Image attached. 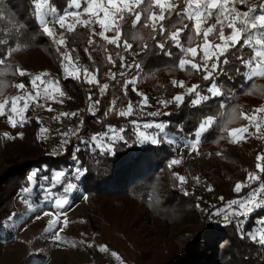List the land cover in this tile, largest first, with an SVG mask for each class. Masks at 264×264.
Here are the masks:
<instances>
[{
  "label": "trees",
  "instance_id": "16d2710c",
  "mask_svg": "<svg viewBox=\"0 0 264 264\" xmlns=\"http://www.w3.org/2000/svg\"><path fill=\"white\" fill-rule=\"evenodd\" d=\"M68 2L69 0H50L51 6L60 10V14L66 10V3ZM179 10H182L180 5ZM0 14L4 16V19H0V39H9V30L14 26L19 27L20 24H23L25 28L16 36V44L11 45L14 48L19 45L15 51L19 49L39 50L48 56L47 59L61 65V55L56 51L52 39L43 34L42 26L34 16V5L30 0H0ZM130 21L131 17H127L122 28L124 35L121 37L120 46L112 45L98 35H93V32L98 33L96 27L77 26L74 33H67L66 44L72 59L80 66L87 68L88 71L96 73L99 84L108 85L102 93L98 87L99 84L90 87L88 84H84L81 79H67L83 100L85 126L94 122L98 124V128L87 127L86 130H91L86 133L79 131L74 144L66 145L65 149L58 154H50L49 161L31 160L26 163H15L7 171L6 176L0 177V222H3L0 225V230L3 229L6 220L14 215L15 209L12 199L13 196L18 195L19 190L26 187L33 190L38 189L44 182V179L41 178L43 176H48L49 180L47 181L52 182L53 173L57 170L67 169L71 173L75 165L72 156L77 145L81 148V151L76 153L77 158L83 168L88 171L85 177L76 180L82 182L83 189L93 206L92 215L95 218L100 217L101 212L103 213L102 218H105V212L101 210L102 206L100 205L102 200L110 201L114 205L115 201V204H119L118 199L125 196L143 203L148 208L150 215L171 218L177 211L181 197L189 196L182 189H179L177 179L178 184L169 181L173 186L165 189L169 179L165 177L164 172L168 170L169 161L176 156L175 151L166 141L157 145L147 142L145 144L137 143L133 135L132 121L141 122L140 125L149 122H163L169 125V128L166 129L169 133L194 139L192 133L198 127L199 122L211 115L214 117L215 123L203 134L200 142L202 147H210L227 141L230 139V129L246 123V119L243 118L242 107L264 99V77H255L252 81H246L244 76L240 74L247 69L243 68L240 61L235 57L242 55L247 59L251 55V51L247 48L241 51L240 46L237 45L236 48L230 49L227 54L230 63L223 66L225 74L219 75L216 79V83L224 95L214 97L197 107L190 104V100L195 98L194 95H186L178 108L173 110L162 109L160 112L163 115L159 117H152L149 115L150 113L138 117L134 112L131 116L121 117L119 115L120 109H125L130 102H136L139 97L132 89V83H127L128 81L135 80V87L143 86L148 91L156 89L159 98L166 100H172L181 92L179 84L181 81L187 85H200L201 88H206L211 83V81L203 80L205 74L203 71L197 72L190 69V66H186L185 69L178 67V61L182 59L183 55L171 42L166 44L165 49V51L172 53L171 56L166 55L155 46L158 42H164L158 29L155 32L150 27L137 26L132 29ZM175 21H177L175 13L171 19L166 16V20L163 22L166 29L165 36L170 35V32L174 30V27H170V25ZM186 21L185 18L183 22ZM178 25L179 23H176L175 27L182 30L183 46H189L185 42V37L190 33L183 31L184 25ZM187 25L189 29L192 27L190 21ZM106 35L111 39L116 36V33L110 31ZM125 41L132 45L130 51L123 47ZM198 43L199 41L194 37L191 46ZM144 45H147V50H145ZM73 49L75 51H72ZM5 50V47H0V52ZM15 51L10 57L7 55L2 57L4 63L0 64V84L9 79L6 70L11 66L9 61L16 57ZM121 57H124L123 64L125 66H122ZM224 59L225 57L220 58L221 64ZM137 64L139 67L134 66ZM238 68L240 73L236 71ZM113 74H115L114 77ZM174 80L178 82L176 85L172 84ZM202 94L206 95L207 93ZM92 101L96 102L97 107L94 113L89 111ZM36 110V104H30L27 111L28 122L25 123L27 126L24 127L22 137L17 133L15 139H5L2 135L4 132L0 129V157L2 155L7 157L9 153L6 148L14 145L15 142L25 139H37L39 141L40 124ZM234 110L235 115H233ZM108 115L109 117H107ZM30 124H35V131L28 127ZM108 126L126 129L123 133L125 140L116 141L113 146V153L101 154L98 149L93 151L90 145L81 143L82 140L90 139L93 134L107 131ZM142 130L149 133L156 132L155 129L142 128ZM229 159L236 161L232 156ZM34 169L40 171H38L36 183L32 184L27 180V177ZM73 179L75 180V178ZM10 182L12 183L11 190H5L3 186L5 185L6 188ZM59 188L61 187L58 186L56 189ZM37 196H41V193L39 192ZM234 196H237L236 193L229 197L224 196V199L230 200ZM218 205L209 208L203 214L204 218L210 217ZM105 208H108V204ZM263 213L264 210H261L257 212V215L260 216ZM211 221L209 225L205 226L208 232L202 240L205 242L203 247H211L212 250L215 240L221 241L220 246L223 244L224 248L220 264H264V248L248 239H240L234 225L219 224L213 218ZM252 226L253 221L250 219L247 227L252 228ZM2 237L9 238L7 234L3 235L0 231V238ZM182 264H206V261L200 256H190L184 259Z\"/></svg>",
  "mask_w": 264,
  "mask_h": 264
},
{
  "label": "rangeland",
  "instance_id": "374dc122",
  "mask_svg": "<svg viewBox=\"0 0 264 264\" xmlns=\"http://www.w3.org/2000/svg\"><path fill=\"white\" fill-rule=\"evenodd\" d=\"M260 2L261 0H251L253 5H258ZM176 3L183 9L184 5L180 0H176ZM84 6L86 4L82 0V8ZM237 7L241 11H246L248 5L237 4ZM66 10L76 11L77 9L73 7ZM153 10L159 12L158 8L154 7ZM81 18L87 19L88 17L84 15ZM188 22L187 20L185 23H179L178 26H183ZM190 22L193 24L192 21ZM212 22L214 21H209V23ZM50 26L57 33V39L63 34L67 43L68 32L60 29L58 25ZM95 27L98 32L102 31L95 24L91 28ZM175 30L180 29L174 26L173 31ZM225 34H230V30L225 29ZM196 40L202 43L203 37H196ZM209 40L213 43H221L219 39H214L212 36L209 37ZM54 46L57 48V45L54 44ZM59 47L61 53L69 52L67 44ZM15 54V59L9 61L11 66L6 70L9 79L0 84V102L5 99L9 100L7 107L10 108L13 96H24L26 92L35 95L31 81L34 76L39 74H44L43 80H58L64 96H57L53 100L41 98L37 102H32L43 105V107H36L40 124L39 141L25 139L8 146L6 148L8 156L0 157V177L6 176L7 171L15 163H26L31 160L49 161L50 154H58L65 149L66 145L74 144L79 131L86 133L92 128H98V124L94 122L85 126L83 100L73 85H70V82L64 78L62 62L59 65L55 61L47 59L48 56L39 50L19 49L15 51ZM182 59L197 64L201 63L199 55L195 58L190 54L183 55ZM213 62L214 58L208 61L209 68ZM75 66L81 69L80 79L84 84H88L90 87L99 84L96 73L89 71L96 75V82L88 83L83 78L84 67L77 63ZM20 71H23L25 75L21 76ZM20 83L25 85L24 89L16 87ZM104 85L105 83L99 84L100 91L101 89L103 92L106 90ZM192 86L183 82L179 94L186 93L187 89ZM132 89L139 96L136 102L131 103L133 112L138 117L145 113L160 112L162 109L178 108V103L161 104L160 101L168 100L159 98L156 89L148 91L147 88L135 87L134 84H132ZM140 93L147 97V104L143 103L144 96H140ZM23 103L24 101H20L19 106L22 107ZM261 106H264V99L242 107L243 116L251 115L256 108ZM126 109L127 107L121 108L120 111ZM96 110V102L92 101L89 111L94 113ZM27 111L24 113L26 118ZM64 113H76V115H64ZM260 115H264V113ZM137 123L141 124V122ZM248 125L249 121L246 120V123L240 127ZM25 126L27 124L12 128L8 122V115H0V129L4 133H10L13 137L17 133H23ZM28 127L35 131V124H30ZM87 127L91 129L86 130ZM42 129L47 131H42ZM166 132L170 138L176 141L174 144L167 142L175 151L176 156L173 159H179L181 162L171 168L167 166L168 170L164 172V175L169 180L165 189L172 188L173 184H170L169 181L178 184L174 174H179L186 177L185 183L179 182V189H182L187 195L189 194L188 197H181V201L179 204L177 203L175 215H172L171 218L150 215L148 208L143 203L125 196L118 199L119 204H115V201L114 205L110 201L102 200L100 205L102 206L101 210L105 212V218H102V212L100 217L95 218L92 215L93 206L83 189L82 182L74 180L72 174L69 173L65 177V183L70 181L77 187L67 194L71 202L63 208L57 209L52 206L55 197L52 202L43 199L44 189L51 187V182L49 183L47 180L41 184L43 187L40 186L31 193L24 192V188L18 191V195L13 196L14 215L6 220L3 229L0 230L3 235L9 236L8 239L0 238V264H182L184 259L190 256H200L204 258L206 264H220L224 248L223 244L220 246L221 241L215 240L211 250V247H203L205 242L202 240L207 235L208 231L205 226L212 222L211 218L216 223L224 224L223 215H213L216 208L208 218H204L203 214L216 204H219L217 208L224 207L229 201L225 200L224 196L229 197L235 194V184L247 182L250 172H256L261 177L260 181L251 185L252 188L259 187L260 183L264 182V173H259L256 169L257 156L264 154V127L258 133L255 128H250L249 133L251 134H245L246 138L241 139L238 143H233L230 138L210 147H202L199 144L196 151L184 146L186 137ZM65 139L68 140V143L61 147ZM230 156L234 157L236 161L229 159ZM60 187L58 190L54 188L52 191L62 193L63 187ZM3 188L11 190L12 183L7 184L6 188L4 185ZM250 190V188H244L241 193H236L237 196L231 199L246 196ZM39 192L41 196H37ZM260 196L264 198V193H261ZM28 203H32L36 211H29ZM107 204L108 208L104 209ZM45 212L49 214L44 215ZM57 213L60 214V223L49 232L47 231L48 224L56 217ZM255 216H258L257 212ZM260 217H264V213ZM240 218L242 219V217ZM65 219L67 220L66 225L64 224ZM57 232L64 238L59 242L53 239ZM102 248L107 250L102 251Z\"/></svg>",
  "mask_w": 264,
  "mask_h": 264
},
{
  "label": "snow or ice",
  "instance_id": "6c2138e0",
  "mask_svg": "<svg viewBox=\"0 0 264 264\" xmlns=\"http://www.w3.org/2000/svg\"><path fill=\"white\" fill-rule=\"evenodd\" d=\"M34 5V16L38 19L39 24L42 26V32L47 37L51 38L55 45H57L56 51L61 55L62 67L65 79H77L81 78V69L77 68L76 61H73L71 54L69 52L60 53V47L66 44V40L63 34L57 39V33L54 28L50 25H58L60 29L66 30L68 33H74L77 26L89 27L92 25H98L102 31L95 33L93 35H98L103 40L116 46H120V41L122 35V28L126 23V18L131 17V28L135 29L137 26L140 27H150L154 32L158 29L164 42L156 43V47L159 48L166 55L171 56L172 53L165 51L166 44L171 42V44L179 49L181 55L190 54L191 57L195 58L200 56L201 63L197 64L190 60L180 59L178 61V67L180 69H185L186 66H190V69L196 70L197 72L203 71V80L211 81V83L206 88H201L200 85H193L187 89L184 94L176 95L172 100L160 101L161 104L167 105L171 103L182 104L185 96L194 95L195 98L190 100V104L193 107L200 106L202 103H206L210 99L218 96L224 95L220 90V86L216 83V79L219 75L225 74L223 66L230 63L227 58V54L230 49L236 48L237 45L240 46L241 51L245 48L251 51V55L245 59L242 55L236 56L235 59L240 61L241 66L246 71L240 73V69H236L238 73L244 76L246 81H252L255 77H264V0L258 5L251 4V0H180L184 5L182 10L178 11L179 5L176 0H83L86 4L82 8V0H69L66 3V9L75 8L76 11L66 10L63 14H60V10L52 7L50 0H30ZM237 4L248 5L246 11H241L237 7ZM143 6V7H142ZM158 8L159 12L154 11L153 8ZM82 8V11L80 9ZM176 14L177 21L173 22L170 27H174L175 23H182L186 18L188 21H192V27L189 29L187 24L184 25L183 31H188L190 34L185 37V42L189 46H183L181 40L182 30L171 31L170 35L165 36V26L164 21L166 16L171 19L173 14ZM87 15V19H82L81 17ZM0 19H4L3 14H0ZM209 21H214L209 23ZM207 25V27H205ZM25 26L20 24L19 27L14 26L9 30V39H0V47H5L4 52H0V64L4 63L3 56H11L12 52L16 48L11 45L16 44V36H18ZM225 29L230 30V34H225ZM115 32L116 36L109 38L106 33ZM15 33V35H12ZM203 37L202 43L196 46H191L194 37ZM212 36L214 39H219L221 43H213L209 40ZM136 38V37H133ZM243 41V43H241ZM123 47L127 50H131L132 45L125 41ZM145 50H147V45H144ZM72 51H75L73 49ZM221 57H225L221 64ZM214 61L211 68L208 67V61ZM124 57H121L122 66ZM203 65V67L201 66ZM139 67V65H134ZM84 80L88 83L96 82V75L89 72L87 68L83 69ZM21 76L25 75L23 71H20ZM44 74H39L33 77L31 81L32 88L35 90V95L31 92H26L24 96H13L11 98V106L8 108L9 100L5 99L0 102V115L7 114L8 122L12 128H16L18 125L23 126L28 122L27 118L24 116L26 110L29 109L30 103L37 102L41 98L45 100L56 99L57 96H64V92L59 86L58 80H43L42 76ZM123 75V73H121ZM115 74H113V77ZM127 83L135 84V80L128 81ZM177 81H172L173 85H176ZM180 86H183V82H179ZM20 89H24L25 85L20 83L16 85ZM108 87L107 84L104 85V89ZM103 92V89H101ZM202 93H207L206 95ZM140 95L144 96L143 93ZM24 101L22 107L19 106V102ZM147 97L144 96L143 103L147 104ZM36 107H43L41 104H36ZM133 113V106L131 102L127 106L126 110L119 112L121 117L131 116ZM264 106L256 108L251 115H244L243 118L249 121V125L245 127L232 128L230 130L229 136L233 143H238L241 139L246 138L245 134L249 133L250 128H255L258 133L262 127H264ZM64 115H76V113H64ZM152 117H159L163 115L161 112H152L149 114ZM223 115V114H222ZM235 115V110L233 111ZM215 123L214 117L209 115L199 122L198 127L192 133L193 138L184 139V146L190 148L192 151L198 150V146L201 142V138L204 133H206L209 128ZM133 124V135L135 140L139 144L150 143L152 145L160 144L166 141L170 144L176 143V141L167 134L166 129L169 125L163 122L158 123H145L140 125L136 121H132ZM155 129L154 134H148L143 130ZM42 131H47L42 129ZM126 129L124 127L108 126L107 131L101 132L99 134H93L90 139L82 140L81 143L91 146L93 151L99 150L101 154L113 153V145L116 141H124V132ZM111 133V135H110ZM163 134V135H162ZM5 139L11 140L15 139L10 133L2 134ZM20 137L23 133L18 134ZM42 138V137H41ZM68 140L65 139L62 142L61 147L67 144ZM81 148L77 145L72 156L75 165L71 171L72 176L75 179H80L86 176L87 169L83 168V165L79 162L76 153L80 152ZM264 154L257 156L256 169L259 173H264ZM181 160L172 159L169 162V168L175 164H179ZM38 171L32 170L31 174L27 177V180L35 184L36 177L38 176ZM69 174L67 169L57 170L53 173V179L51 182V187L44 189L45 195L43 199L48 202L54 203L52 206L54 208L60 209L65 205L69 204L70 198L67 196L71 193L77 185L72 182L65 183V177ZM176 179L180 183L186 182V177L179 174H174ZM44 180H49L48 176L41 177ZM261 177L256 174V172H250L248 174L247 182L236 183L234 191L236 193H241L244 188H250V192L243 197L234 198L224 205L222 208H216L215 212L212 213L215 216L223 215V222L228 225L232 224L237 229V235L240 239H248L250 242L258 244L260 247L264 248V217L255 216V213L264 210V198H261L260 194L264 193V182L260 183L259 187L252 188L251 185L257 181H260ZM57 186L63 187L62 193L53 192L52 189ZM43 187V186H41ZM32 188H25L24 192L31 193ZM187 194V193H186ZM223 200V198H221ZM29 211H36L32 203H28ZM49 213L45 212L44 215ZM60 214L57 213L56 217L51 220L48 224L47 231L51 232L55 226L60 223ZM242 217V219L240 218ZM253 221L252 228H248L249 220ZM3 222H0L2 225ZM64 224H67V220H64ZM63 231V229H61ZM53 239L57 242L64 239L59 232L55 234ZM102 251H106V248H102ZM116 255V253H113Z\"/></svg>",
  "mask_w": 264,
  "mask_h": 264
}]
</instances>
